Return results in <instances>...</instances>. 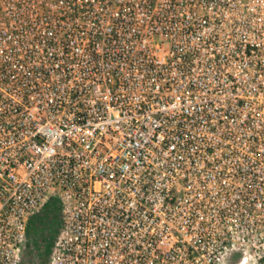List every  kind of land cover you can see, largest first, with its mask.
I'll return each mask as SVG.
<instances>
[{"label":"built area","instance_id":"obj_1","mask_svg":"<svg viewBox=\"0 0 264 264\" xmlns=\"http://www.w3.org/2000/svg\"><path fill=\"white\" fill-rule=\"evenodd\" d=\"M52 199L47 264H263L264 0H0V264Z\"/></svg>","mask_w":264,"mask_h":264},{"label":"trees","instance_id":"obj_2","mask_svg":"<svg viewBox=\"0 0 264 264\" xmlns=\"http://www.w3.org/2000/svg\"><path fill=\"white\" fill-rule=\"evenodd\" d=\"M62 207L58 199L49 200L38 214L30 217L27 224V236L35 244L44 241L46 244L45 255L49 256L51 243L58 236L60 226L59 216ZM47 232V235H46Z\"/></svg>","mask_w":264,"mask_h":264},{"label":"rangeland","instance_id":"obj_3","mask_svg":"<svg viewBox=\"0 0 264 264\" xmlns=\"http://www.w3.org/2000/svg\"><path fill=\"white\" fill-rule=\"evenodd\" d=\"M39 211L36 214H38ZM61 214H62V210H61V213L59 216L60 226H61V217H62ZM60 226L58 228V232H59ZM46 235H47V232H46ZM54 241L51 243L50 251H52ZM45 250H46V244L44 241H41L40 243L35 244V243L31 242L27 236L25 242L22 245L21 263L20 264H47L50 255L46 256Z\"/></svg>","mask_w":264,"mask_h":264}]
</instances>
